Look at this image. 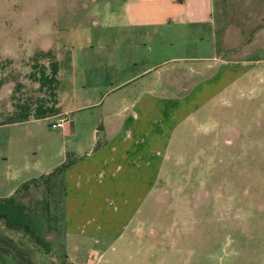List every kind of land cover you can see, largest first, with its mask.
Masks as SVG:
<instances>
[{"label": "rangeland", "instance_id": "1", "mask_svg": "<svg viewBox=\"0 0 264 264\" xmlns=\"http://www.w3.org/2000/svg\"><path fill=\"white\" fill-rule=\"evenodd\" d=\"M123 1L0 0V199L74 159L51 120L8 123L18 105L51 99L39 78L52 60L64 109L136 99L174 81L177 65L179 96L225 64L226 78L239 80L200 111L203 125L178 131L173 182L160 181L123 221L102 220L99 231L84 220L85 234H68L63 173L30 186L22 201L42 218L48 250L0 221V264H264V0H215L214 25H173L150 38L120 26Z\"/></svg>", "mask_w": 264, "mask_h": 264}, {"label": "crops", "instance_id": "2", "mask_svg": "<svg viewBox=\"0 0 264 264\" xmlns=\"http://www.w3.org/2000/svg\"><path fill=\"white\" fill-rule=\"evenodd\" d=\"M215 13V0H124L121 13L114 11V16L122 20V28L146 30L150 38L152 31L173 25H214ZM172 60L178 63V57ZM175 69L174 81H166L159 89H144L133 100L123 96L107 102L102 98L69 109H64L60 100L61 112L69 114L62 130L70 138V154L74 157L62 171L68 234H85L84 220L98 226L99 231L102 220L113 226L114 221L134 215L159 183L173 182L171 171H178V131L190 122L202 124L197 118L200 111L239 80L238 76L226 78L232 68L225 64L213 76L188 84L185 94L179 96L178 65ZM152 70L148 68L117 87L140 80ZM163 75L160 72L161 81ZM97 108L100 113L95 117L92 111ZM91 147L94 149L86 152ZM132 203L138 204L137 208L130 206ZM127 226L124 222L123 228Z\"/></svg>", "mask_w": 264, "mask_h": 264}, {"label": "trees", "instance_id": "3", "mask_svg": "<svg viewBox=\"0 0 264 264\" xmlns=\"http://www.w3.org/2000/svg\"><path fill=\"white\" fill-rule=\"evenodd\" d=\"M48 56H52L48 54ZM60 64L58 60L51 62V74L43 71L39 78L41 89L48 88L51 99L40 100L35 105L21 104L17 106L15 116L9 119V124L26 122L31 119H45L61 113L60 104V80L58 78ZM68 165H65L67 167ZM64 167L58 169L42 179H33L24 183L19 190L12 196L0 199V221H3L6 227L12 231H23L29 237L30 242L44 250H48L49 243L44 237V224L40 216L35 215L29 207L22 201V193L29 190L30 186L40 187L45 185L55 174L62 172Z\"/></svg>", "mask_w": 264, "mask_h": 264}, {"label": "built area", "instance_id": "4", "mask_svg": "<svg viewBox=\"0 0 264 264\" xmlns=\"http://www.w3.org/2000/svg\"><path fill=\"white\" fill-rule=\"evenodd\" d=\"M50 120L52 121V123L50 125L51 129L62 130L66 127V124L68 123L69 114L61 112Z\"/></svg>", "mask_w": 264, "mask_h": 264}]
</instances>
